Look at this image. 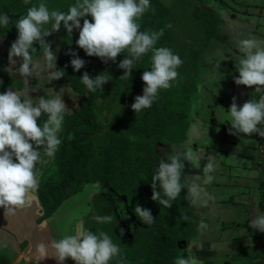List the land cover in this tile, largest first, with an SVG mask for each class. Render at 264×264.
Returning <instances> with one entry per match:
<instances>
[{
    "label": "clouds",
    "instance_id": "obj_1",
    "mask_svg": "<svg viewBox=\"0 0 264 264\" xmlns=\"http://www.w3.org/2000/svg\"><path fill=\"white\" fill-rule=\"evenodd\" d=\"M25 2L27 3V0ZM149 10L155 11L150 9V0H76L67 12L50 11L45 3L33 5L27 9L26 15L15 21L18 37L11 44L9 64L15 65V58H21L18 73L24 78L31 77L37 66L45 69L50 82L64 78L65 73L63 69H57V57L47 39L53 32H59L62 26L68 35H71L74 29L79 30L76 44L89 57H98L107 63L116 62L118 56L125 55L126 58L118 65L124 70V75L119 78L121 80L132 75L136 62L151 53V70H145L142 75L145 84L143 95L135 97L132 104V110L137 114L151 108L161 90L172 87L179 77L178 68L183 63L170 48L156 46L164 35L163 29L140 30V21ZM87 17H91V20ZM10 23L12 20L7 13L0 15V26L6 27ZM47 25H51V28H46ZM167 27L171 28L172 25ZM36 45H39V50H43V56L34 60V53L38 51ZM237 47L242 57L235 65L239 75L234 82L238 86L254 88L255 92L253 99L242 106H238L237 99L233 98L231 107L227 110L230 121L228 124L231 125L230 134H258L263 142L260 146H263L264 128L260 126L264 125V95L257 100L255 94L264 92V41L256 38L239 39ZM69 54L73 56L71 66L76 72L85 67L86 62L79 58L77 53ZM112 79L107 71L94 79L84 72L80 78L92 93L97 89L103 91V86ZM59 93L50 99H33L29 93L14 91L11 87L0 93V208L4 209L7 220L30 206L31 200L28 197L39 186L40 166L55 157L62 143L58 134L62 131L65 114L70 111L62 98L63 95ZM217 108L225 110L223 107ZM44 115L47 119L38 124V120L41 121ZM222 118L223 111H219L217 119ZM201 159V155L189 146L183 152L174 151L168 158L169 162L161 161L157 172L151 178L152 200L168 209L173 206L172 201L187 189L186 200L192 205L202 202V188L199 184L181 183L184 162L187 161L199 170ZM215 166V157H208V162L202 169L204 184L213 181L211 173ZM262 178L264 180L263 171ZM91 187L99 191L98 185ZM134 212L146 225H151L155 220L151 211L139 204L134 208ZM94 219L98 223H111L113 217L95 216ZM183 219L186 220L187 217ZM250 227L264 233V214H256ZM187 252L188 258L177 257L175 264H202V261L192 254L191 247ZM121 253L122 249L106 232L94 234L82 227L74 234L52 240L50 244L39 243L35 246L38 261L53 258L59 264H64L68 259L73 260L75 264H111L113 260L121 258Z\"/></svg>",
    "mask_w": 264,
    "mask_h": 264
},
{
    "label": "rangeland",
    "instance_id": "obj_2",
    "mask_svg": "<svg viewBox=\"0 0 264 264\" xmlns=\"http://www.w3.org/2000/svg\"><path fill=\"white\" fill-rule=\"evenodd\" d=\"M157 1L169 11L166 24L172 25L169 30L172 36L173 52L183 61L182 65L178 68L179 77L173 82L172 87L168 90H161L158 94L156 101L162 114L161 127L155 139L150 140L151 145L158 147L159 152L164 154V162H169L168 158L171 154H174V151L183 152L189 146L193 151L198 153L203 152L199 144L201 142L199 131L202 127L205 134L207 133L206 137L209 136L211 138L210 134L216 137L219 135V133L213 132L210 126L216 124V122L224 123L226 112L231 106V104L225 101V97L223 101L222 99H217L218 97H223L225 89L228 88L229 78L226 74L220 72L225 69V63H227L228 59H225L222 53L223 41L220 31V26L222 25L215 15L205 8V2L202 4V0ZM75 2L72 3L71 0H66L61 6L62 8H60V3L58 4L56 0L41 1V3H45L49 7L50 11L58 10L62 12H65L67 7L75 4ZM212 2L213 0H208L210 8L213 11ZM217 9V12H224L223 7L218 6ZM211 24L212 29L207 31L208 25ZM47 26L48 29L51 28V25ZM55 33L57 35L60 34L59 32H53L47 38L48 42L52 40ZM17 37L18 32L16 31L14 36L2 43L3 48L0 49L4 52L7 51V54H9L11 44ZM36 47L38 51L34 53V60L43 56V50H39V45H36ZM53 52L57 54L55 49H53ZM213 52L217 54L218 58L216 59L220 64L219 76L216 83L211 82L213 67L207 65V59H211V53ZM123 57L125 55L118 56L116 62L108 61L107 63H104L98 57H94L91 65L98 64L99 72L105 69V71L110 73L119 65ZM15 59V65H8L11 77L16 79L12 83L14 91L29 93L33 99L37 97L50 99L57 92H60L59 94L63 95L62 98L70 112L77 107L80 96L71 90L65 89L57 81L50 82L48 73L42 66H37L36 72L31 77L24 78L18 73L22 60L21 58ZM222 72H226L227 74L232 73L227 69ZM35 79L37 80V84L34 82ZM121 94L123 92L119 90L118 95L114 99L107 101V108L100 119L103 126L102 135L109 131L110 123L113 119L119 116H126L131 120H136L142 114L143 110L136 114L132 110V106L123 105L124 102ZM222 106L225 110L217 108ZM219 111H223L224 118L217 119ZM165 148L166 150H164ZM50 163L51 159L48 160V163L40 166V178H42ZM184 163L185 168L183 169L181 183H194L196 178L191 176L190 172L193 171L191 164L187 163V161ZM217 179L219 183L224 182L222 176H217ZM195 183L200 185L203 195V201L197 205H192L185 199V196L188 194L187 189H185L176 199L177 203L171 208H164L156 201L150 202L147 206H141L144 209L150 210L151 213L161 212L167 216L178 215L187 217L188 224L186 223L184 226L186 231L185 233H180L178 236V248L176 256L171 260V264H175L177 257L184 256V258H188L187 249L189 247L191 249L195 248L198 241L202 242L205 239V235L207 237L210 236L208 239L210 242L211 240L215 241V239L222 235V227H225L224 225L220 226L221 217L219 211L217 210L216 214H212L208 209L209 201H212L215 196L206 194L207 188L203 182L202 184L199 182ZM97 185L99 186V191L93 190L91 187L93 185H86L81 192L66 200L58 210L59 212L56 215L58 219L68 222L67 224L71 228L70 234H74L78 228L82 227L94 234H98L100 231L106 232L119 247L120 243H126L122 251L128 258L120 264H151V259L148 258L147 253V245L150 241H146L150 237L149 228L134 212V208L136 207L133 202L135 192L130 187H126V190L115 187V190L105 184ZM220 189L223 188L221 187ZM221 193L223 194L224 191L222 190ZM213 205L217 208L218 204L213 203ZM108 215L113 217L111 223H98L94 219L95 216L103 217ZM72 218L76 219L73 222V227L71 226ZM121 231H123V235H121ZM137 235L139 239L137 245L133 248L131 241L134 238L133 236ZM145 235L146 237H144ZM197 251L198 248L195 252ZM139 254L143 255V257L140 258L139 256L138 258ZM144 255L146 260L143 262Z\"/></svg>",
    "mask_w": 264,
    "mask_h": 264
},
{
    "label": "trees",
    "instance_id": "obj_3",
    "mask_svg": "<svg viewBox=\"0 0 264 264\" xmlns=\"http://www.w3.org/2000/svg\"><path fill=\"white\" fill-rule=\"evenodd\" d=\"M41 1L27 0L26 3L25 0H0V15L7 13L12 20L8 26H0V48H3L2 43L16 34L15 21L26 15L28 8L38 5ZM56 1L60 3V8L66 2ZM71 1L73 3L76 0ZM68 9L69 7L65 12ZM150 9L155 11L149 10L144 14L140 21V30L163 29L164 35L156 46L168 47L173 51L171 32L166 24L169 11L157 0H150ZM87 19L91 20V17ZM211 29L212 24L208 25L207 31ZM59 33V35L55 33L49 41L52 51L55 49L57 52V69H63L65 73L64 78L57 82L80 98L77 107L65 114L62 131L58 134L62 143L55 157L51 159L50 166L42 175L36 190L42 207L41 220L49 219L66 200L77 195L86 185L105 184L115 190V187L124 190L130 187L135 192L133 198L135 205H149L153 202L151 178L157 172L161 161H165L164 154L159 152L158 147L151 145L150 141L155 139L161 127L162 114L159 104L155 101L152 107L144 109L136 120L126 116L113 119L109 131L104 135L101 134L103 126L100 119L107 108V101L114 99L119 90L123 92L121 94L123 105L132 106L135 97L143 95L145 84L142 75L145 70H151V53L137 61L132 75L125 79H119L124 75V70L117 65L114 71L110 72L113 79L103 86V91L97 89L92 93L87 90L80 78L87 72L94 79L105 72V69L99 72L98 64L91 65L94 57L87 56L84 50L77 46L79 30L74 29L72 34L68 35L62 26ZM70 52L77 53L79 58L86 62L85 67L79 72L71 66L73 56L69 54ZM8 65L9 55L7 51L0 49V93L6 92L10 87L13 89L12 83L16 80L11 77ZM34 82L37 84L36 79ZM21 84L23 85L22 81ZM46 119V115L42 116L38 124ZM176 203L177 200L172 201L173 205ZM261 205L264 206L263 203ZM152 216L154 222L147 225L150 233V237L146 239L147 242L150 241L147 245L148 258L151 259V264H171V260L176 256L178 236L182 232L185 233L184 226L188 224V220L185 221L182 216H167L161 212H154ZM133 237L131 242L134 248L139 238L138 235ZM125 244L120 243V248H124ZM139 256L143 257L141 254L138 258ZM127 258L122 251L121 258L113 260L111 264H120ZM142 260L143 262L146 260L145 255Z\"/></svg>",
    "mask_w": 264,
    "mask_h": 264
},
{
    "label": "crops",
    "instance_id": "obj_4",
    "mask_svg": "<svg viewBox=\"0 0 264 264\" xmlns=\"http://www.w3.org/2000/svg\"><path fill=\"white\" fill-rule=\"evenodd\" d=\"M218 6L223 7V13L217 12ZM212 7L213 11L210 4L205 8L222 25V53L228 60L225 69L220 71L217 54L211 53V59H207V65L213 67L211 82H217L219 71L226 74L229 78L228 88L225 89V95L217 99L223 101L225 97V101L232 104L235 97L237 105L242 106L253 99L255 89L238 86L234 82L239 75L235 65L242 57L237 41L245 38L264 41V0H213ZM226 69L232 73L222 72ZM261 95L264 92L256 93L255 99L258 100ZM224 121L210 126L213 132L219 133L217 137L213 134H210L211 138L206 137L203 127L200 129L199 144L203 152L199 154L202 157L201 169L208 162V157H215L216 166L211 173L214 179L205 184L206 194L215 196L209 201L208 209L212 214L219 211L220 226L225 227H222V235L215 241L210 242V236L205 235V239L198 241L195 248H192V254L202 264H264V233L250 227L256 214H264V206L261 205H264V180L261 171L264 156L258 152V147L263 142L258 134H230L231 125L228 124L230 121L227 112ZM260 127L264 128V125ZM191 169L193 171L190 173L196 178L195 182L202 184L203 171L193 168L192 165ZM217 176H222L224 182L219 183ZM28 198L31 200L30 206L8 220L4 216V209L0 208V264H59L53 258L38 261L35 246L39 243L50 244L52 240L71 235V228L68 222L60 221L56 216L61 207L49 219L42 221L43 213L37 191L30 193ZM213 203L218 204L217 208ZM72 219L71 226L76 220ZM197 248L198 251L195 252ZM51 251L50 249V254ZM64 264L75 262L68 259Z\"/></svg>",
    "mask_w": 264,
    "mask_h": 264
},
{
    "label": "built area",
    "instance_id": "obj_5",
    "mask_svg": "<svg viewBox=\"0 0 264 264\" xmlns=\"http://www.w3.org/2000/svg\"><path fill=\"white\" fill-rule=\"evenodd\" d=\"M259 153H261L262 155H264V145L263 146L261 145L259 147ZM262 171H263V177H264V161L262 163Z\"/></svg>",
    "mask_w": 264,
    "mask_h": 264
},
{
    "label": "flooded vegetation",
    "instance_id": "obj_6",
    "mask_svg": "<svg viewBox=\"0 0 264 264\" xmlns=\"http://www.w3.org/2000/svg\"><path fill=\"white\" fill-rule=\"evenodd\" d=\"M203 2H202V4H204V2H205V4H206V6L205 7H208V0H202ZM208 3V4H207Z\"/></svg>",
    "mask_w": 264,
    "mask_h": 264
}]
</instances>
